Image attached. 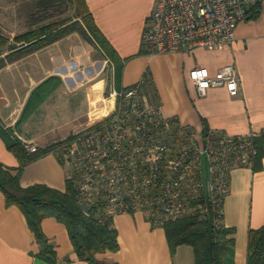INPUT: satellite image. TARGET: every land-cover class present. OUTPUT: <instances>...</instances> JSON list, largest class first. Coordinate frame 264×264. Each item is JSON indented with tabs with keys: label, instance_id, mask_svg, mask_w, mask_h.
Segmentation results:
<instances>
[{
	"label": "crops",
	"instance_id": "1",
	"mask_svg": "<svg viewBox=\"0 0 264 264\" xmlns=\"http://www.w3.org/2000/svg\"><path fill=\"white\" fill-rule=\"evenodd\" d=\"M85 1L120 62H111L100 50L104 60L92 61L90 50L82 45L77 33L16 61H7L0 68V123L22 144L41 150L87 130L114 113L112 91L146 80L148 85L141 88L146 101L159 107L172 124L190 129L194 138H202L205 126L210 133L264 135V2L258 7L257 18L249 19L251 11L240 22L230 48L150 55L142 37L155 0ZM35 2L26 1L25 6L36 10ZM4 7L0 3V11ZM9 53L4 50L1 58L6 59ZM35 63L45 68L44 73L34 72ZM231 63L241 78L240 94L231 97L225 88L216 87L199 97L188 78L189 71L205 67L216 73ZM105 64L109 65L108 77L102 76ZM50 77H58L59 87L18 125L32 92ZM19 162L0 135V165L15 175ZM70 173L58 154L48 153L21 170L20 185L43 184L65 191ZM229 179L222 202V223L233 230L230 236L234 245L227 264H248L249 231L264 226V155L257 170L236 168ZM112 226L119 250L99 253L98 260L115 264H195L193 247L179 246L172 253L164 228L149 221L143 211L118 213L112 218ZM41 227L54 247L55 264H88L77 257L62 223L49 217ZM40 250L24 214L17 206L7 204L0 189V264H48L37 257Z\"/></svg>",
	"mask_w": 264,
	"mask_h": 264
},
{
	"label": "built area",
	"instance_id": "2",
	"mask_svg": "<svg viewBox=\"0 0 264 264\" xmlns=\"http://www.w3.org/2000/svg\"><path fill=\"white\" fill-rule=\"evenodd\" d=\"M263 2L155 0L142 37L144 48L150 55L230 48L240 22ZM188 78L199 97L216 87L225 88L231 97L240 94L241 78L234 63L224 65L216 73L195 67ZM141 84L126 91H112L111 97L125 102L129 109L123 111L122 107L107 127L76 138L64 154L65 166L84 168L86 178L80 203L101 195L106 216L140 210L160 226L197 211L205 215L206 203L189 207L187 198L205 192L213 208L222 203L232 170L253 167L256 135L211 132L206 138L190 135L188 144L181 138L168 143L173 124L162 116L159 107L146 101ZM26 148L31 153L37 150L30 144ZM162 174L167 179L158 186Z\"/></svg>",
	"mask_w": 264,
	"mask_h": 264
},
{
	"label": "trees",
	"instance_id": "3",
	"mask_svg": "<svg viewBox=\"0 0 264 264\" xmlns=\"http://www.w3.org/2000/svg\"><path fill=\"white\" fill-rule=\"evenodd\" d=\"M34 13L30 15L29 21L32 24L31 29L16 35L12 40L0 33V68L6 62L16 61L25 55L37 52L48 45L55 43L71 34L77 33L89 44L100 50L111 62L118 64L120 62L115 50L108 43L104 35L95 24L94 18L88 9L85 0H35ZM258 6L252 8V14L249 19H255L259 15ZM70 11V16L53 22H45L57 11L59 14H65ZM45 22V23H44ZM4 50H8L9 56L6 59L1 58ZM60 85L58 77H50L43 81L32 92L28 104L20 118L18 125L21 124L30 115V113L47 98ZM148 81L141 84L145 88ZM136 86V85H134ZM134 86L124 88L120 91H126ZM126 109L125 102L117 100L116 110L112 116L101 121L87 130L70 135L68 138L54 143L44 149L29 152L26 144L13 137L11 130H5L0 123V135L6 141V146L20 161L18 172L12 175L8 170L0 165V189L6 197L9 205L17 206L24 214L30 230L33 232L41 250L37 257L48 264L56 263V254L54 247L49 243L44 235L41 223L45 218H55L62 223L69 234L77 257L88 264H115L98 260L97 255L106 251L116 252L119 250L117 241V232L112 226L111 216H106V204L101 195H94L89 201L80 203L81 186L86 178L84 168L70 169V176L66 180L65 191H59L43 184H35L26 188L20 185L21 170L33 160L48 154H58L59 160L64 164L63 156L67 153L74 140L85 133L94 130H101L107 127L114 116ZM174 125V124H173ZM182 133V134H181ZM210 134L207 126L203 129L202 138ZM172 138L168 143L177 142L182 139L184 144L190 142V135H193L190 129L172 126ZM254 145L256 156L254 159L253 170H257L260 161L264 155V135L255 137ZM149 165L146 166V172H149ZM167 178L161 175L157 181L158 186H162ZM189 207L206 203L208 207L207 214L200 212L182 216L169 220L162 224L165 230L169 247L173 252L179 246L187 245L193 247L195 264H227L230 251L234 245L231 238L233 230L224 227L222 223V203L211 205L210 196L200 193L198 196H189L187 198ZM130 213L135 210L130 209ZM247 263L264 264V226L249 231L248 236Z\"/></svg>",
	"mask_w": 264,
	"mask_h": 264
},
{
	"label": "rangeland",
	"instance_id": "4",
	"mask_svg": "<svg viewBox=\"0 0 264 264\" xmlns=\"http://www.w3.org/2000/svg\"><path fill=\"white\" fill-rule=\"evenodd\" d=\"M26 1L29 0H0L2 5H6L4 9L0 11V33L14 37L20 33H24L30 26V14L34 11L33 8L28 9V6H25ZM9 6V7H8ZM54 14L49 17V20L46 22L58 21L61 19L69 17L71 14L70 11H65V14H58L57 11H53ZM81 38V37H80ZM82 40V45L90 50L92 61L101 62L104 60L102 53L95 48L93 45L89 44L87 41ZM92 48V49H91ZM35 62V61H34ZM36 64V63H35ZM47 63L45 64L46 67ZM48 69L51 67L48 64ZM105 70L102 74L103 77L109 76V65L105 64ZM36 74H42L45 71L44 67H40L39 64H36L35 67Z\"/></svg>",
	"mask_w": 264,
	"mask_h": 264
}]
</instances>
